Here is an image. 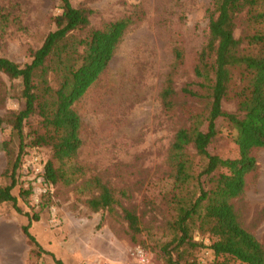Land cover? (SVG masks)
I'll return each instance as SVG.
<instances>
[{
    "label": "trees",
    "instance_id": "16d2710c",
    "mask_svg": "<svg viewBox=\"0 0 264 264\" xmlns=\"http://www.w3.org/2000/svg\"><path fill=\"white\" fill-rule=\"evenodd\" d=\"M60 1L61 12L51 17L55 30L41 46L28 49V63L0 57V105L9 99L18 105L0 115V131H9L0 141L5 157L0 206L10 205L26 217L28 224L21 231L28 248L27 264H46L43 255L63 264L42 249L30 229L40 220V212L51 207L50 190L71 187L83 174L81 167L70 165L82 143V125L73 105L101 79L126 31L144 16L137 8L94 28L84 4ZM6 17L0 9V23ZM206 18L208 37L192 69L196 81L177 88L176 72L184 62V50L174 47L158 95L166 113H173L179 95L198 105L186 109L191 124L177 132L168 153L172 188L167 202L174 221L169 224L172 238L160 250L166 264H200L194 253L203 248L215 258L264 264V248L244 228L234 205L244 194L247 176L256 172L252 151L264 149V0H210ZM224 103L233 104L235 111L223 110ZM218 119L229 129L237 159L220 160L207 151L220 135ZM43 149L49 151V158L42 159L41 175L47 191L36 202L33 190L40 175L26 179L21 171L24 157ZM15 187H19L18 197L12 193ZM84 189L95 190L85 201L92 212H114L115 194L100 177L86 181ZM18 198L28 212L20 209ZM121 213L131 243L142 246L137 238L143 231L139 217L131 209L122 208ZM196 235L209 237L210 245L196 241ZM212 264L232 263L214 260Z\"/></svg>",
    "mask_w": 264,
    "mask_h": 264
},
{
    "label": "rangeland",
    "instance_id": "374dc122",
    "mask_svg": "<svg viewBox=\"0 0 264 264\" xmlns=\"http://www.w3.org/2000/svg\"><path fill=\"white\" fill-rule=\"evenodd\" d=\"M69 1L72 6L84 4L89 9L94 28L137 8L144 16L126 31L101 79L73 105L82 125V143L70 165L81 167L83 174L71 187L59 185L50 190L51 207L40 212L33 233L42 244L48 236L49 247L64 264H166L160 248L171 240L169 224L174 221L167 202L172 188L167 157L177 132L191 124L186 109L195 110L198 105L179 95L173 113H166L158 95L170 71L174 47L184 50V62L176 72L177 88L196 81L192 69L208 37L210 0ZM61 6L60 0H0V9L7 16L0 23V57L20 65L28 63V49L41 46L55 30L51 17L61 12ZM17 108V102L9 99L0 105V115ZM223 110L234 112L235 107L224 103ZM215 123L220 135L209 144L208 153L220 160L237 159L238 149L226 123L223 119ZM5 134L9 131H0V141ZM33 154L26 155L24 163ZM36 154L43 160L49 158L47 149ZM252 155L256 172L247 176L244 194L234 205L244 228L264 248V149L253 150ZM4 166L5 157L0 153V176ZM21 173L26 179L34 177L24 168ZM93 177H100L114 192V212L94 213L86 205L95 190L84 189L85 182ZM39 187H35L34 196L38 197ZM18 190L12 191L17 197ZM18 206L28 212L19 198ZM122 208L133 210L142 222L143 231L137 237L142 246L131 243ZM19 216L10 205L0 206V264H27L28 248ZM52 217L58 225L52 224ZM42 231L47 236L42 237ZM194 239L210 245L207 236ZM68 240L74 249L81 246L78 257H65ZM194 257L200 264L214 260L240 264L229 256L215 258L206 248L197 250Z\"/></svg>",
    "mask_w": 264,
    "mask_h": 264
},
{
    "label": "crops",
    "instance_id": "0c3cea01",
    "mask_svg": "<svg viewBox=\"0 0 264 264\" xmlns=\"http://www.w3.org/2000/svg\"><path fill=\"white\" fill-rule=\"evenodd\" d=\"M18 220H19L21 226L28 224V222H27V220H26V217H24V216H19V217H18ZM39 223H40V221H38V222H33L32 226H31L30 232L33 234L34 237H35V234L33 233V232H34V229H36V228L38 227V224H39ZM43 231H44V230H43ZM43 231H42V232H43ZM41 236H42V237H43V236H47L46 232H43V234L41 233ZM47 237H48V236H47ZM47 237L45 238V243H46V244H42L38 239H36V238H35V239H36L37 242L40 244V246L42 247L43 250H45L46 252L52 254L53 257H54L56 260H61V259L58 257V255L54 252V249L49 247V243H48ZM66 243H67V244H66L67 246H66V248H65V249H66V250H65V257H67L68 255H69V256L74 255V256L78 257V254H79L78 249L81 248V246L76 247V249H74V248H72V244H71V241H70V240H68V242H66ZM77 248H78V249H77ZM42 260H44V262H45L46 264H56V263L54 262L52 256H50V255H43V256H42ZM61 261L63 262V264L65 263L64 260H61Z\"/></svg>",
    "mask_w": 264,
    "mask_h": 264
},
{
    "label": "built area",
    "instance_id": "2783aa9c",
    "mask_svg": "<svg viewBox=\"0 0 264 264\" xmlns=\"http://www.w3.org/2000/svg\"><path fill=\"white\" fill-rule=\"evenodd\" d=\"M23 168L30 174L34 175H40L37 179L38 186L35 185V187H39L38 190V197H35V201H38L39 196L42 194L46 193L47 187L43 186V179L41 178L42 175V170H43V164H42V158L40 155L34 153L32 156H30L29 160H26V162L23 164ZM35 187H34V192H35ZM52 224L58 225L59 222H57L55 217H52L51 219ZM84 264H102V263H95V262H85Z\"/></svg>",
    "mask_w": 264,
    "mask_h": 264
}]
</instances>
